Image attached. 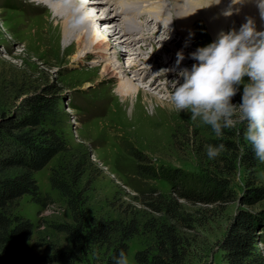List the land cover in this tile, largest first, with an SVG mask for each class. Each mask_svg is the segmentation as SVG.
<instances>
[{
	"label": "rangeland",
	"instance_id": "1",
	"mask_svg": "<svg viewBox=\"0 0 264 264\" xmlns=\"http://www.w3.org/2000/svg\"><path fill=\"white\" fill-rule=\"evenodd\" d=\"M44 1L0 0V108L8 114L20 113L23 100L44 83L55 84L65 98L59 113H65L66 117L61 115L55 121L71 151L57 156L35 175L42 196H49L50 200L41 205L31 196H25L16 210L18 215L35 225L31 260L35 264H44L42 259L53 254L51 246L64 251L71 249L67 237L53 229L55 224L71 223L72 216L66 200L53 190L50 178L55 172H61L72 156L81 153L89 155L93 163L90 173L77 189L83 192L91 216L114 219L135 212L142 222L161 217L143 204L140 193L156 189L166 197H177V194L166 179L140 174L135 156L138 153L144 156L146 165L158 169L180 168L198 176L206 175L207 170L227 171L221 157L230 160L228 169L232 175L228 198L214 205L179 200L182 213L190 217L189 226L182 228L188 245L186 264H226L220 243L236 215L240 210L256 214L264 212V200L252 204L246 203L243 197L247 188L264 187V162L256 159L254 166L249 167L243 158V153L252 151L243 138L246 122L238 120L234 127L223 130L222 137H216L209 126L191 120L186 110L174 109L170 94L175 72L161 70L175 65L177 58L172 54L174 42L171 38L177 33L170 31L165 39L168 33L162 35L160 29H157L155 47H144L142 56L145 59L148 54H159L160 59L157 62L150 59L141 66H145L143 69L148 66L151 75L156 77L164 74L159 78L169 90L156 89L149 76L147 80L136 82L141 92L135 95V100L130 99L124 104L118 88L128 81L126 66L132 60L116 59V76L113 71L105 70L108 61L95 52L86 53L81 61L75 59L81 55L82 47L77 41L66 45L58 38L54 28L58 21H54V14ZM93 1L89 0L91 8L95 6ZM92 9L96 16L98 13L102 16L105 11ZM109 15L114 17V14ZM100 20L103 22L98 24L94 19L93 26H102L99 31L108 35L105 24L112 21L103 16ZM166 24L170 26L171 20ZM116 39L111 40L114 46ZM194 42L183 46L193 51L200 43L203 46L211 40L209 35L197 33ZM161 44L166 45L167 51L158 53ZM135 46L140 49L144 45L139 41ZM183 46L178 47L179 50L184 51ZM119 65L122 67L117 68ZM233 100L239 102L240 93ZM220 138L228 139L235 148L208 159L205 146L209 140ZM37 242L43 245L38 246ZM129 244L130 261L134 263L135 253L152 247L153 241L150 235L144 234ZM259 247L264 249L263 245Z\"/></svg>",
	"mask_w": 264,
	"mask_h": 264
},
{
	"label": "trees",
	"instance_id": "2",
	"mask_svg": "<svg viewBox=\"0 0 264 264\" xmlns=\"http://www.w3.org/2000/svg\"><path fill=\"white\" fill-rule=\"evenodd\" d=\"M64 100L55 84L44 83L23 100L20 113L8 114L0 108V264H35L30 258L35 225L16 210L25 196L41 205L50 200L42 196L35 175L57 156L71 151L55 121L61 115L66 117L59 113ZM220 142L228 150L235 148L228 139L208 141ZM135 156L140 174L166 179L177 194L166 197L156 189L140 193L143 204L161 217L142 222L135 212L125 218L91 216L83 192L77 189L93 163L86 153L72 156L63 170L50 178L53 190L66 200L72 216L71 223L55 224L53 229L67 237L71 249L51 246L53 254L42 259L44 264H114L119 250L125 249L129 255L130 241L144 234L152 237L153 246L137 251L131 264H186L188 245L182 228L189 226L190 217L182 213L179 200L214 205L228 198L230 160L221 157L227 171L207 170L206 175L198 176L180 168H154L144 164L141 154ZM243 158L249 167L254 166L252 151L243 153ZM243 197L252 204L264 200V187L247 188ZM260 245L264 247V212L240 210L220 243L226 264H264Z\"/></svg>",
	"mask_w": 264,
	"mask_h": 264
},
{
	"label": "clouds",
	"instance_id": "3",
	"mask_svg": "<svg viewBox=\"0 0 264 264\" xmlns=\"http://www.w3.org/2000/svg\"><path fill=\"white\" fill-rule=\"evenodd\" d=\"M222 0H209L206 7ZM242 0H228L220 15L230 17ZM264 19V0H256ZM50 10L66 20L70 31L76 33L93 24V9L89 0H51ZM170 23V22H169ZM170 29L168 30V38ZM194 36L190 32L189 37ZM188 41L185 42L187 44ZM175 65L161 71L175 72L171 80L170 101L176 111H187L191 120L210 127L216 137L237 121H245L243 138L255 158L264 162V29L255 18L246 16L239 28L221 29L216 38L188 53L194 63L182 66L183 49L176 53ZM240 93V101L233 97ZM208 159L219 157L227 150L223 142L206 146ZM114 264H131L125 249L113 257Z\"/></svg>",
	"mask_w": 264,
	"mask_h": 264
},
{
	"label": "bare ground",
	"instance_id": "4",
	"mask_svg": "<svg viewBox=\"0 0 264 264\" xmlns=\"http://www.w3.org/2000/svg\"><path fill=\"white\" fill-rule=\"evenodd\" d=\"M44 2L50 7L51 0H45ZM208 2L209 0H94L92 3L95 6L92 8L104 9V3L108 7V14L106 18L103 17V19L112 21L104 23L108 35L99 31L102 26L95 28L93 24L74 33L69 30L66 20L56 15H54V21L57 20L58 23L55 24L54 28L57 29L58 38L64 41L66 45L77 41V44L82 47L81 55L75 58L78 61H81L86 53L95 52L103 60L108 61L105 65V70H111L114 73L113 75L118 76V72L115 70L116 59L120 60L125 57L129 61L132 60L126 66L128 67V81L124 83V87L118 88L120 97L125 104L130 99H134L137 93L141 92V88L137 86L136 82L147 80L149 76H152V85L156 89L158 88L165 92L169 90L167 84L160 81L164 74H159L156 77L154 74L151 75V69L148 66H146V69H143L145 66H141L143 63H148L150 59H154L153 61L155 62L160 59L159 54L158 56L148 54L149 57L145 59L142 57L146 50L144 47H155L157 43L155 42L157 40L155 37L159 33L157 29L161 30L162 35H167L169 29L171 32L177 33L171 38L174 42L172 54L175 56L179 50L178 47L183 46L186 41L188 43L195 41L197 33L204 36L207 34L210 40L213 41L221 29L239 28L246 16L255 18L258 28L264 29V19L260 17L256 0H242L241 3L234 6L239 9V12L234 13L230 17L220 15L221 9L227 6L228 0H222L220 4H212L206 7ZM109 13L114 14V17L111 18ZM170 13L172 14L171 16ZM94 19L98 24L101 21L103 22V20H100L101 16H99V13L98 16L93 15ZM167 20L169 22L171 20L170 26L166 24ZM151 26L154 28H151ZM190 32L194 33V36L189 37ZM113 38H117L115 46L113 44L114 41L111 43ZM139 41L144 46H141L140 49H135V45ZM199 45L201 46V43ZM111 47H114L115 51H112ZM165 47V44H161L158 53L162 50L164 52L167 51ZM183 48L185 59L182 62V66L190 67L194 61L188 57V53L192 50L186 46H183ZM121 67L122 65H119L117 68Z\"/></svg>",
	"mask_w": 264,
	"mask_h": 264
}]
</instances>
